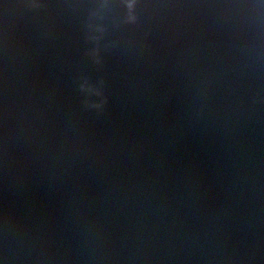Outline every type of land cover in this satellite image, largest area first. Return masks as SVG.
I'll return each mask as SVG.
<instances>
[{
    "label": "water",
    "instance_id": "water-1",
    "mask_svg": "<svg viewBox=\"0 0 264 264\" xmlns=\"http://www.w3.org/2000/svg\"><path fill=\"white\" fill-rule=\"evenodd\" d=\"M0 264H264V0H0Z\"/></svg>",
    "mask_w": 264,
    "mask_h": 264
}]
</instances>
